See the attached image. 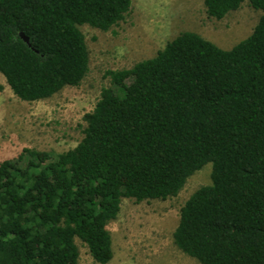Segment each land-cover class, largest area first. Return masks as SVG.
I'll use <instances>...</instances> for the list:
<instances>
[{"label":"trees","instance_id":"1","mask_svg":"<svg viewBox=\"0 0 264 264\" xmlns=\"http://www.w3.org/2000/svg\"><path fill=\"white\" fill-rule=\"evenodd\" d=\"M244 1L203 4L221 20ZM247 1L262 14L233 48L182 32L106 71L75 147L0 162V264H79L76 240L108 264L122 200L174 198L208 164L211 182L181 207L174 245L199 264H264V0ZM131 3L0 0V74L13 95L32 103L78 87L89 72L80 27L108 32Z\"/></svg>","mask_w":264,"mask_h":264},{"label":"rangeland","instance_id":"2","mask_svg":"<svg viewBox=\"0 0 264 264\" xmlns=\"http://www.w3.org/2000/svg\"><path fill=\"white\" fill-rule=\"evenodd\" d=\"M262 12L247 0L221 20L207 16L203 0H132L123 22L108 32L80 27L89 53V72L78 87H66L49 99L23 102L0 74V162L23 149L62 153L83 137V116L102 88L106 71L129 69L150 59L182 32H193L229 50L248 37ZM211 164L194 173L179 194L165 201L136 203L123 199L118 217L107 229L113 258L108 264H199L173 243L181 207L200 187L210 184ZM79 264H97L76 240Z\"/></svg>","mask_w":264,"mask_h":264},{"label":"water","instance_id":"3","mask_svg":"<svg viewBox=\"0 0 264 264\" xmlns=\"http://www.w3.org/2000/svg\"><path fill=\"white\" fill-rule=\"evenodd\" d=\"M19 37L23 40V42H25L26 44H29L28 38L25 37L23 33L20 32L19 33Z\"/></svg>","mask_w":264,"mask_h":264}]
</instances>
